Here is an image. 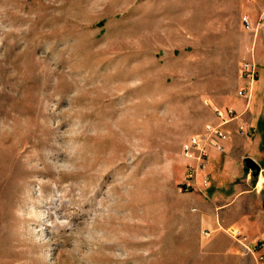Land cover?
Listing matches in <instances>:
<instances>
[{
	"label": "rangeland",
	"instance_id": "obj_1",
	"mask_svg": "<svg viewBox=\"0 0 264 264\" xmlns=\"http://www.w3.org/2000/svg\"><path fill=\"white\" fill-rule=\"evenodd\" d=\"M262 20L257 0H0V264H255L200 221L182 148L214 106L241 111ZM240 118L222 153L258 185L227 212L249 215L252 247L264 135L238 151Z\"/></svg>",
	"mask_w": 264,
	"mask_h": 264
},
{
	"label": "crops",
	"instance_id": "obj_2",
	"mask_svg": "<svg viewBox=\"0 0 264 264\" xmlns=\"http://www.w3.org/2000/svg\"><path fill=\"white\" fill-rule=\"evenodd\" d=\"M257 7L263 19L257 24L259 31L256 49L259 62L258 79L246 85L248 97L239 96L244 98L245 101L243 104H239L238 109L241 111L237 112L238 115L234 119L238 128L244 127L246 123L240 116L246 110H251L249 125L253 129V138L243 140V145L236 147L238 151L257 150L262 143V136L264 135V0H257ZM234 140L229 135L222 138L221 144L223 148L220 151L210 147L213 148L212 156L207 158L202 169L198 167L197 160L190 158L192 178L187 180L186 185L189 187L192 185L194 188L191 191L195 203L194 210L205 226L217 230L228 223V228L235 227L245 232L241 227L245 229L250 225L249 215L245 212L235 211V209L230 212L232 214L230 215L227 209L229 207L232 208L236 204L240 195L250 192L249 188L240 187L239 185H258V182L256 184L252 182L250 172L242 176L240 168L233 165L235 157L230 156L227 152L225 154L222 153L225 147L232 148L234 146ZM254 159H256L255 156ZM205 175H207L208 183L211 185L209 190L204 188L203 178ZM234 211L235 213H232ZM206 233L208 234V231Z\"/></svg>",
	"mask_w": 264,
	"mask_h": 264
},
{
	"label": "built area",
	"instance_id": "obj_3",
	"mask_svg": "<svg viewBox=\"0 0 264 264\" xmlns=\"http://www.w3.org/2000/svg\"><path fill=\"white\" fill-rule=\"evenodd\" d=\"M244 26L248 29H254L251 19L248 15L242 17ZM257 76V67L253 60L242 63L240 68V79L242 81L241 87L238 89V95L242 97H248L247 87L248 83H253ZM214 111L220 118V122L217 124H207L201 135L191 137L183 145V153L186 157L197 160L198 167L201 169L204 167L208 152L207 149L214 147L219 151L222 150L221 139L225 137L223 125L229 123L237 117V111L232 107L220 108L214 106ZM189 179L192 178V171L188 174ZM204 185H208L207 175L203 178ZM229 236L236 241L243 248V253L252 256L255 264L264 262V234L259 237H255L251 242L254 243L250 247L248 242V236L245 232L239 228L229 227L227 228Z\"/></svg>",
	"mask_w": 264,
	"mask_h": 264
},
{
	"label": "water",
	"instance_id": "obj_4",
	"mask_svg": "<svg viewBox=\"0 0 264 264\" xmlns=\"http://www.w3.org/2000/svg\"><path fill=\"white\" fill-rule=\"evenodd\" d=\"M245 166L250 169L253 175H258L260 172V166L255 162V160L251 157H245Z\"/></svg>",
	"mask_w": 264,
	"mask_h": 264
}]
</instances>
